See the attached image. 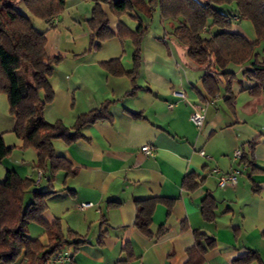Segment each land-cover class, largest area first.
Listing matches in <instances>:
<instances>
[{"label": "crops", "instance_id": "crops-1", "mask_svg": "<svg viewBox=\"0 0 264 264\" xmlns=\"http://www.w3.org/2000/svg\"><path fill=\"white\" fill-rule=\"evenodd\" d=\"M51 22L46 52L56 55L59 43L48 32L56 36L58 17ZM168 26L161 40L142 41L133 78L127 73L133 70V46L121 41L112 43L114 50L107 49L104 57L85 52L50 78L55 93L44 109L48 122L72 126L78 115L111 101L109 119L83 126L69 144L54 140L71 173L43 171L35 183L55 191L44 219L58 218L64 234L74 233L70 240L76 241L67 247L70 264H187L199 257L196 264H264V90L252 94L236 83L233 106L225 101L223 83L209 95L204 70L171 35V21ZM116 27L109 25L113 34L107 40L118 38ZM234 30L252 40L239 27ZM113 58L124 73L106 70L103 61ZM202 104L207 111L198 129L190 114ZM253 139L254 167L220 187L219 177L239 165L232 161L234 149ZM143 144L154 147V156L140 150ZM32 171L36 181L39 170ZM190 174L193 180L186 182ZM149 197L161 200L145 235L134 225L136 201ZM205 199L213 201L210 221L202 215ZM81 203L91 205L80 208ZM198 233L214 239L213 246Z\"/></svg>", "mask_w": 264, "mask_h": 264}, {"label": "trees", "instance_id": "trees-1", "mask_svg": "<svg viewBox=\"0 0 264 264\" xmlns=\"http://www.w3.org/2000/svg\"><path fill=\"white\" fill-rule=\"evenodd\" d=\"M66 0H19L35 17L44 20L48 27L37 30L30 17L17 8L14 0H0V92L7 96L9 113L15 120L13 131L25 145L37 151L35 168L53 175L59 170L71 173L69 161L58 155L53 142L61 139L71 143L80 136V130L87 124L109 119L111 101H105L99 108L78 115L72 126L58 120L53 123L44 118L45 106L53 100L54 89L50 78L59 55L46 52V32L52 27V18L58 16ZM111 9L118 13L143 11L151 14L153 5L158 4L163 21L173 23L171 35L186 49L188 58L204 70L203 84L209 95L219 92L220 83L224 84L225 101L233 106L234 85L242 83V89L255 94L264 90V59L258 57V42H264V0H105ZM234 4L235 9L223 12L217 5ZM249 20L253 26L255 39L250 40L242 33L232 30V25L240 20ZM90 45L88 50H97L104 40L112 36L107 14L100 3H96L91 16L87 19ZM145 28L139 22L131 30L119 21L116 36L124 42L132 43L133 74L140 63L141 41ZM128 36V37H127ZM112 74L124 73L118 58L102 63ZM232 66L243 68L241 78L231 70ZM252 82L243 87L245 82ZM42 92V95L40 94ZM256 139L247 142L242 148V164L254 167L253 150ZM0 133V163L11 152ZM193 180L192 175L186 182ZM30 177L23 178L13 170H7L0 181V261L18 264H52L53 256L63 249L67 250L76 240L73 234H64L60 220L47 222L43 215L47 210L49 196L53 190L35 186ZM31 192L33 199L26 205L25 195ZM159 197H149L136 201L134 225L145 235L150 234V222ZM169 204V203H168ZM213 201L205 199L202 215L207 221L213 219ZM38 224L46 236V241L31 238L28 227ZM205 237L208 246L214 239ZM200 246V242H197ZM200 249V248H199ZM202 249V247H201ZM255 254V252H251ZM250 258H247L248 261ZM200 257L187 264H196Z\"/></svg>", "mask_w": 264, "mask_h": 264}, {"label": "rangeland", "instance_id": "rangeland-1", "mask_svg": "<svg viewBox=\"0 0 264 264\" xmlns=\"http://www.w3.org/2000/svg\"><path fill=\"white\" fill-rule=\"evenodd\" d=\"M14 1L17 2V8L30 17L34 27L37 30H44L48 27V24L44 20L33 16L22 2H19V0ZM143 1L146 4H150L152 0ZM97 2L100 3V5H102L106 11L109 25L113 28L118 25L119 21H122L131 30L136 29L139 22L142 23L143 27L145 28L142 41H146V39L151 38L152 36L157 37V39L164 38L165 31H170L168 21L163 22L161 19V13L158 4L153 5L150 15H146L143 11H139L137 9L118 13L111 9L105 0H66L63 9L57 16V30L54 34L56 36H53L51 31L48 32L50 37L52 36L55 38V43H59V46L56 49V55H59L60 59L54 64L52 77H56L58 72H62L63 64L67 65L74 58L81 56L85 52H92L93 54H97V56L104 57L107 56L104 55L106 54L107 49L108 51L114 50L115 45L112 43L120 42L118 38L116 40L106 39L103 42L102 48L97 50H88L90 38L87 18L91 16L92 9ZM217 8L223 12H228L234 10L235 5H217ZM236 27H239L246 35L252 36L253 40L255 39L254 29L249 20L243 19L237 23H234L232 25V30H234ZM129 39L130 38H126L124 42H129L132 44ZM105 43H109L107 44L106 49ZM85 47H87L86 50ZM256 51L258 52V57L260 59H264V42H258ZM231 70L234 71L238 77L242 76V71H239L237 66H232ZM40 94L42 95V92ZM14 125L15 120L9 113L7 96L4 92H0V133L3 134L6 145L12 147L11 152L0 163V181L4 180L7 170H13L23 178H32V170L37 164L36 149L32 146L24 144V141L13 131ZM32 199V193H27L25 195V204L27 205ZM28 235L31 238H36L43 242L46 241V236L44 235L42 228L36 223H31L29 225ZM20 259L21 258L15 262L0 261V264H18Z\"/></svg>", "mask_w": 264, "mask_h": 264}, {"label": "built area", "instance_id": "built-area-1", "mask_svg": "<svg viewBox=\"0 0 264 264\" xmlns=\"http://www.w3.org/2000/svg\"><path fill=\"white\" fill-rule=\"evenodd\" d=\"M174 94L178 97H184L185 96V94L182 91H175ZM170 106H171V104H170ZM206 111H207V104H202V105H199L198 107H194L193 111L191 112L190 121L196 126V128L200 129L202 127V125L204 124L205 117H206ZM140 150L144 154L149 155V156H154V154H155V149L150 144L141 145ZM200 154L204 155L205 152L200 151ZM241 158H242L241 149L240 148L234 149V151L232 152V161L234 163H239V165L233 167L229 173L223 174L219 177L218 185L220 187H223L227 182H231L233 184L236 183L237 176L240 173H242L244 170H246V168H247L246 165L240 163ZM214 171L216 173L219 172L218 169H214ZM42 177H43V171L39 170L38 176L36 179V183H38ZM90 205H91V203H81L80 208H85V207H88ZM71 260H72V257L70 255L69 251L66 249H63L53 256L52 263L70 264Z\"/></svg>", "mask_w": 264, "mask_h": 264}]
</instances>
